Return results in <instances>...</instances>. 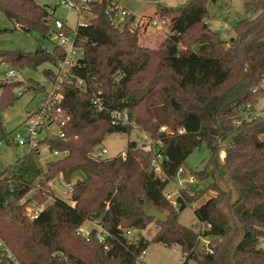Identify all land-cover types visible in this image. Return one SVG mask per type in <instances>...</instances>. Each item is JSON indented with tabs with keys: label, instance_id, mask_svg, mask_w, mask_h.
Instances as JSON below:
<instances>
[{
	"label": "trees",
	"instance_id": "1",
	"mask_svg": "<svg viewBox=\"0 0 264 264\" xmlns=\"http://www.w3.org/2000/svg\"><path fill=\"white\" fill-rule=\"evenodd\" d=\"M212 2L186 0L176 8L161 7L157 16L168 19L169 27L157 49L140 46L128 25L115 28L105 5L92 4L93 17L76 29L83 59L72 71L87 91L63 88L62 108L70 117L66 140L46 138L42 144L67 155L43 170L30 153L17 161L16 171L0 170V239L20 264H136L150 242L130 244L122 232L144 231L152 223L157 231L151 243L179 247L184 264H264V116L234 124L246 105H255L260 92H252L264 79V0H248L247 11L254 18L239 20L228 42L207 25ZM55 10L34 0H0V12L14 26L41 39L51 36ZM61 32L71 34L69 28ZM62 58L56 46L51 52L38 48L26 55L0 51V64L14 70H35ZM50 74L44 72L49 80ZM29 83L26 91L43 90ZM22 84L0 82V114L17 99L12 91ZM93 92L104 100L101 112L91 102ZM113 111H126L134 126H113ZM162 126L168 135L159 133ZM134 128L161 141L162 176L149 170L151 154L135 142L127 143L124 156L90 157L107 136L129 134ZM179 128L183 135L174 134ZM202 144L209 158L201 172L190 174L197 182H212L192 196L179 190L175 209L163 191ZM57 176L65 184L75 178L71 203L53 197L36 220H29L18 201L31 192V199L47 203L43 193L49 194L47 183ZM37 184L40 189L34 190ZM233 185L238 199L231 205ZM208 191L214 195L194 209L195 228L180 224L179 215ZM142 208L163 214L164 222L147 218ZM85 222L102 227L108 250L97 242L95 231L88 241L77 233ZM199 238L208 239L211 254L198 252ZM0 264H9L1 253Z\"/></svg>",
	"mask_w": 264,
	"mask_h": 264
},
{
	"label": "rangeland",
	"instance_id": "2",
	"mask_svg": "<svg viewBox=\"0 0 264 264\" xmlns=\"http://www.w3.org/2000/svg\"><path fill=\"white\" fill-rule=\"evenodd\" d=\"M185 1L186 0H159L158 2H152V0H123L122 5L133 13L154 16L155 14H158L161 7L176 8L182 5ZM35 2L42 7L48 6L51 9L56 7L54 18L63 20L65 25L72 31L77 28V15L75 12L67 10L62 5L58 6L59 0H36ZM247 2L248 0H215V2L209 3L207 5V12L209 16L207 25L212 32H215L219 35L223 42H228L230 38L234 37V27L239 20L254 18V15L247 11ZM154 19L158 20V27L151 29V31L156 30L154 31L155 34L153 33V36H155L154 42L150 44V40L146 38L145 34L143 32H138L139 34L137 35L140 46L157 49L168 34L169 20L162 18L160 19L157 15L154 17ZM49 23L53 24L52 20ZM223 24H226L227 27L223 28ZM0 30H8L5 33H0V51L12 52L16 53L17 55L30 54L35 52L38 48L43 49L46 52H51L55 46V43H57L52 35L47 39H41L35 33H24L19 28L14 26V24L11 23L1 12ZM192 51L197 52V46H194ZM8 70L9 68L6 64H0V74H3V72ZM47 70L53 71V67L49 63H44L35 70L28 67L15 70L17 73L15 80L22 82L23 84L22 86L13 89L12 94L17 96V99L11 106H8L0 114L2 132L4 135H6V137L10 138L15 131L22 133L21 125L24 122L27 113L34 110L36 104L41 98V93L38 94L34 91H26L31 85L29 81L38 84L46 91L50 90L51 82L44 75V72ZM19 92L22 94L20 97L17 95ZM255 106L260 110L264 108V91L263 94H261V92L258 93ZM211 110H213V108H211ZM144 138L146 139V133L142 132L138 128H134L129 134L117 133L107 136L105 141L101 144V147L106 148V157L108 159L114 158L120 154H124L128 142H135L137 146H139L143 144ZM26 154V149L18 148L17 156H13L9 148L5 146L1 150L0 165L7 170L12 168L10 169L11 171L9 170L10 172L16 171L20 165V163L16 165L17 161ZM208 158L209 151L206 145L202 144L201 147L195 150L183 164L182 169L185 170V173H177V175L168 182L163 194H170L172 197L176 198L179 192L178 190L180 189L179 182L182 180H190L192 177L190 174L191 171L195 173L201 172L204 169ZM224 158L225 154L223 158H221L220 154L221 162L224 160ZM54 160H57V158L50 156L49 152L45 151L44 148L42 149L38 164L43 170H45L47 163ZM74 182L75 178L72 180V183ZM211 182V178L204 182L195 181L194 183L187 184L185 191L190 194V196L199 194L205 190ZM64 185L65 184L62 182V178L57 176L52 182L53 192L56 197L58 196L57 198H60L66 203L70 204L71 199H69V196H65L62 192L64 190ZM213 195L214 194L212 192L208 191L202 196L196 205L187 207L179 215V223L187 227L195 228L197 225V220L194 216L195 207L199 206ZM92 228L93 225L90 222H85L81 227V229L85 232L90 231ZM156 231L157 225L152 223L148 225L144 231L140 232L141 238L150 242L145 251L143 263L181 264V259L183 260L182 262H184L185 257L182 255L179 247H168L162 244L151 243V238L155 235ZM260 247H264V241L260 243ZM197 250L199 253L201 252L200 247ZM187 264L194 263L188 262Z\"/></svg>",
	"mask_w": 264,
	"mask_h": 264
},
{
	"label": "built area",
	"instance_id": "3",
	"mask_svg": "<svg viewBox=\"0 0 264 264\" xmlns=\"http://www.w3.org/2000/svg\"><path fill=\"white\" fill-rule=\"evenodd\" d=\"M123 0H59L58 6L62 5L67 10L75 12L77 15V25L83 26L86 25L89 20L93 17L91 12L89 11L92 4H104L105 5V13L110 18L111 25L115 28H124L128 25L129 29L133 32H144L148 27H158V20L149 19L144 17H137L135 14L131 13L122 5ZM53 24H51L52 33L51 35L54 37L57 43L55 46L58 47L62 53V59H56L52 65L53 71L50 74V82L51 88L48 91H43L41 94V98L36 104L33 111L28 112L27 116L22 123V133L19 131H15L12 136L5 137V135L0 134V154L1 150L7 146L9 149L14 148L17 150L18 148L26 149L27 154H35L38 158H40L42 149L45 148V151L49 152L50 156L55 158H62L67 155V152H59L55 150H51L50 147L44 144L43 141L46 138H56L65 141L66 135L64 128L68 125L70 121V117L67 112L62 108L63 102V88L65 86H72L81 92H86L87 87L86 84L77 78L72 72L73 69L78 67L80 61L83 59V49L78 47L75 43L76 29L74 31L71 30V34L66 35L61 31L63 28H68L64 21L61 19L54 18L52 20ZM77 26V27H78ZM227 25L224 24L223 28H226ZM16 71L12 68H9L8 71L0 74V82L2 81H14L16 79ZM261 90V91H260ZM264 91V81L260 84L259 88L253 90L252 93L261 92L263 94ZM92 99L91 102L95 107L96 111L101 112L104 110V100L101 96L100 92L91 93ZM21 96L22 94L19 92L17 94ZM264 116V108L261 110L256 108L255 105L248 104L244 108V112L241 114V119L236 120L234 124L236 126H240L242 123H248L253 121L258 117ZM111 124L113 126H134V124L127 119L126 111H113L111 112ZM159 133H163L168 135L169 130L162 126L159 128ZM185 131L183 129H176L174 134L183 135ZM161 146L160 140H154L149 135L146 134V139L144 138V142L141 145V149L149 152L151 154V163L149 170L153 172L156 176H162L163 171L161 167L162 162V154L159 150ZM107 150L104 147L98 146L96 147L90 157L94 160H104L108 159L106 157ZM124 156V154L122 155ZM224 156V153H221V158ZM0 170H3V167L0 165ZM178 173H185L184 169H180ZM52 182L47 183L49 194L47 195L48 202L38 203L35 200L31 199V192L23 196L19 201L18 205L22 208V214L27 217L29 220H36L40 214L45 209L46 205L49 202L53 201V197L57 198L53 192ZM195 179L193 177L190 180H182L179 182V190H185L187 184L194 183ZM65 184V183H64ZM40 186L37 184L34 187V190H39ZM178 190V191H179ZM65 196H71L73 194V184H65L64 190L62 191ZM179 193V192H178ZM166 200L170 203L173 208H177L176 198L172 197L170 194L164 195ZM68 198V197H67ZM95 231V237L97 242L104 246L105 250L109 249V246L106 244L107 234L102 229V227L93 222ZM140 232L135 229H126L123 230L122 235L123 238L130 244H137L142 238L140 236ZM79 235L83 236L87 241L90 232H84L80 228L77 232ZM200 241V249L206 253L211 254V249L209 248V241L205 238H199ZM0 253L6 260L9 261V264H20V262L16 259L14 254L10 251V249L4 244V242L0 239ZM145 252H142L136 259V264H144ZM182 258V257H181ZM180 260L181 264H184Z\"/></svg>",
	"mask_w": 264,
	"mask_h": 264
},
{
	"label": "water",
	"instance_id": "4",
	"mask_svg": "<svg viewBox=\"0 0 264 264\" xmlns=\"http://www.w3.org/2000/svg\"><path fill=\"white\" fill-rule=\"evenodd\" d=\"M158 1H159V0H152V2H158ZM224 46H225V45H223V47H224ZM19 57H20V56H18V58H19ZM0 134H2L1 125H0ZM13 152H14V154H15V149H14V148H13ZM212 173H213V175H212L213 180H214V181H217L218 179H217V176H216L215 172L213 171ZM218 186H219V188H220L222 191H226V190L222 187L221 184H218ZM232 195H233V197H232V203H231V205H234V204L236 203L237 199H238V195H237V193H236V191H235V189H234V185H233ZM142 212H143V214H145V216H146L147 218H152V219H155V220H157V221H159V222H164V220H165V216H164L163 214H160L159 212H157V211H155V210H147L146 208H142Z\"/></svg>",
	"mask_w": 264,
	"mask_h": 264
},
{
	"label": "crops",
	"instance_id": "5",
	"mask_svg": "<svg viewBox=\"0 0 264 264\" xmlns=\"http://www.w3.org/2000/svg\"><path fill=\"white\" fill-rule=\"evenodd\" d=\"M36 1V0H35ZM127 9V8H126ZM128 10V9H127ZM131 12V11H130ZM131 13H133V12H131ZM133 14H135L137 17H144V18H149V19H154V17L157 15V14H155L154 16H146V15H139V14H136V13H133ZM224 25V24H223ZM223 27V26H222ZM153 28H155V27H148L143 33L145 34V36H146V38L147 39H149L150 40V44H152V42H154V40H155V36H153V33L155 34V32L154 31H156V30H153V31H151V29H153ZM152 33V34H151ZM147 43H149V42H147ZM8 67V66H7ZM9 68V67H8ZM50 71V70H49ZM51 72V71H50ZM15 81V80H14ZM43 91H45L44 89L41 91V92H39L38 94H42L43 93ZM22 96V95H21ZM20 97V96H19ZM139 146H141V145H139ZM10 150V152H11V154L13 155V156H17V150H15V154H14V152H13V148H11V149H9ZM121 155V154H120ZM22 158V157H21ZM20 158V159H21ZM223 158V157H222ZM38 160H40V158H38ZM63 182V181H62ZM58 197V196H57ZM58 199H60V198H58ZM92 225H93V228L91 229V230H93L94 229V224L92 223V222H90ZM90 230V231H91ZM83 231V230H82ZM90 231H87V232H90ZM85 232V231H84ZM261 248H264V247H261Z\"/></svg>",
	"mask_w": 264,
	"mask_h": 264
}]
</instances>
